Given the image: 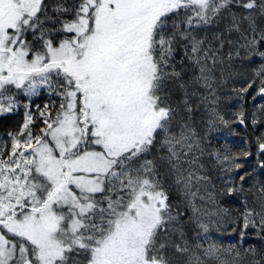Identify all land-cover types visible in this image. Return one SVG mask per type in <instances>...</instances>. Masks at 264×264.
I'll return each instance as SVG.
<instances>
[{
	"label": "snow or ice",
	"instance_id": "1",
	"mask_svg": "<svg viewBox=\"0 0 264 264\" xmlns=\"http://www.w3.org/2000/svg\"><path fill=\"white\" fill-rule=\"evenodd\" d=\"M17 114L0 264H264V0H0Z\"/></svg>",
	"mask_w": 264,
	"mask_h": 264
},
{
	"label": "trees",
	"instance_id": "2",
	"mask_svg": "<svg viewBox=\"0 0 264 264\" xmlns=\"http://www.w3.org/2000/svg\"><path fill=\"white\" fill-rule=\"evenodd\" d=\"M36 103H41V98L35 99ZM253 102H249L248 107L251 109ZM20 115H13L6 118H0V137H6L7 131L12 130L17 122L20 120ZM237 132L239 135L229 137V139L233 142V147H240L242 146V142L244 139H250L253 137L256 133L254 132L252 127H248L247 129L243 128H237ZM245 168L252 172V175L255 177V180H264V172H261L256 165V161L254 159H249L247 162H245ZM255 183V181L250 180L249 185ZM247 198L249 201L252 200V196L250 194L247 195ZM244 197L239 198H225L222 200V203L225 207H228L230 209L235 210L239 207V200H243ZM239 229H237L238 233ZM237 233H229L224 232L221 230V232L216 233V239L218 241L223 242L225 245L234 244L237 248L243 250L249 247H254L257 250L264 249V233L261 235H257L255 230L250 229L243 240H241L238 237Z\"/></svg>",
	"mask_w": 264,
	"mask_h": 264
}]
</instances>
